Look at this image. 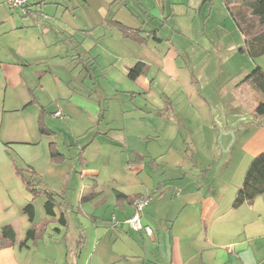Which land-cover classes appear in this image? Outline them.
I'll return each mask as SVG.
<instances>
[{"label":"crops","instance_id":"obj_1","mask_svg":"<svg viewBox=\"0 0 264 264\" xmlns=\"http://www.w3.org/2000/svg\"><path fill=\"white\" fill-rule=\"evenodd\" d=\"M65 14L71 20L64 21ZM110 21L140 29L139 36H123ZM60 25L72 30L75 45L67 41L65 28L60 30ZM256 25L257 18L248 8L227 6L224 0H27L23 8H11L0 0V229L9 224L16 234L13 244L0 246V264H264V192L232 208L242 180L223 186L201 184L194 166L185 167L184 153L165 145L170 138L167 128L153 131L159 123L156 119L163 112L173 111L174 91L168 85L182 76L187 86L194 85L184 93L193 112L182 110L176 124L193 127L197 137L202 128L209 129L197 140L210 138L215 143L212 124L195 121L197 107L206 94V100L215 105L220 104L213 97L216 93L229 95L224 102L227 105L240 101L234 92L247 83L241 80L255 66L261 68L242 50L244 34ZM106 39L114 44L108 58H99L100 53L92 54L84 47L86 42L99 45ZM178 58L189 72L181 70ZM232 58L243 60L233 66ZM117 60L123 62L122 69L114 66ZM138 61L146 64V73L130 79L127 73ZM95 64L107 68L100 77L108 89L96 81L87 84L88 78L94 79L89 66ZM193 94L197 103L192 101ZM41 108L52 135L38 131ZM56 111L61 115L55 116ZM57 117L68 127L67 143L59 144L56 139L59 130L52 120ZM126 117L135 120L127 122ZM250 127L247 141L253 147L263 141L264 126L260 122ZM81 136L90 138L81 144ZM98 138L127 152L123 165L111 171L114 175L129 173L127 182L120 181L127 189L117 187L118 178H111L112 196L96 181L100 165L109 160L99 151L103 141L91 147ZM44 140L47 148L54 141L65 159L51 163L48 151L43 170L36 162L43 154L40 147ZM151 143L156 146L150 147ZM65 146L75 152L71 156L77 160L75 172L87 175L78 197L79 204H88L86 211L79 204L75 209L68 199L73 168L65 164L70 158L62 150ZM15 148L20 164L10 160L7 152ZM80 150L83 165L76 157ZM167 159H175L170 162L175 172L149 184L139 177L144 169L158 171ZM14 164L31 166L53 191L61 189L68 174L63 204L54 207V215L46 213V199L39 196L33 202L30 221L23 210L29 194L15 175ZM116 191L152 194L146 204L149 209L144 207L141 213L142 223L153 229L151 235L114 222V217L126 218L134 210V203L116 204ZM159 202L164 203L165 211ZM61 211L66 225L59 221ZM67 211L75 212L81 224L72 248L64 246ZM43 218L52 219L43 234L22 243L31 225ZM80 234L84 236L81 248L77 246Z\"/></svg>","mask_w":264,"mask_h":264},{"label":"rangeland","instance_id":"obj_2","mask_svg":"<svg viewBox=\"0 0 264 264\" xmlns=\"http://www.w3.org/2000/svg\"><path fill=\"white\" fill-rule=\"evenodd\" d=\"M77 18H81V15L76 16ZM60 20V18H58ZM64 21L71 20V17L69 14H65L63 17ZM60 23V22H59ZM60 30L64 29L65 27L63 25L59 26ZM72 30L66 29L64 31V35L67 37V41L71 40L72 46L76 44V42L71 38ZM86 49H90L92 54L100 53L99 58H108L107 52L114 50V44L111 43V39H106V41H102L99 45L90 43H85ZM75 47V51L79 50ZM188 59V58H186ZM191 61H195L196 58H189ZM243 59L241 58H232L231 59V65L237 66L242 63ZM255 61L257 64L261 66V68L264 70V56H258L255 58ZM189 64V62L187 60ZM177 63L181 66V70H184L185 72L188 71V67L185 66L184 61L181 58L177 59ZM114 66L117 68L122 69L123 62L121 60H117L114 62ZM90 72L93 74L94 79L88 78L87 84L92 85V82L96 81V85H104L108 89V85L106 81H103L100 77L101 73H104L107 71V68L99 67L97 64L90 65ZM192 69V67H191ZM182 72V71H180ZM84 74V73H83ZM179 77L178 84L176 82H171L168 85V88L172 91H174V94L172 95L171 101L173 103V111L169 112H163L162 115H160V118H157L156 121L159 119V123L154 126V132H159L162 126H165L164 128H167L168 133L170 134V138H168L165 143L166 146L170 147L173 150H176L177 152L184 153L182 158L183 163L185 164V167L190 166L197 170L196 174L199 176V181L201 184L208 186V184H213V186H223L225 183L233 182L236 179L242 180V177L244 175V172L248 166V163L250 162L251 158L253 157V154L257 151L264 150V139L262 142L257 144L256 146L252 147V144H249L247 141L249 137V131H251V124L254 123H260L263 120L262 116H257L251 113V108L253 106V100H252V89L249 86L248 83L243 84V87L240 89H236L235 95L239 96L241 99L237 103L233 101V104H225V99L229 97L227 94H214V98L217 100H220L219 105L213 104L212 101H207L206 99L209 98V96L206 94V98L203 96V98L200 101L199 108L197 107L199 116L197 114L196 118H198L195 121L201 120V124H204L203 121L212 124V127L215 130V143H212L210 138H206L205 140L198 141L197 138L201 135L205 134V131L209 130L206 128H202L200 131V134L197 137V134L193 130V127L191 126H184L180 125L179 122L176 124L177 120H180L182 118V110H184L186 113L188 111L193 112V109L191 105L188 103V97L185 96L184 93H187L189 88H194V85H186L184 80ZM106 84V85H105ZM196 87V86H195ZM100 90V87H99ZM176 91V92H175ZM219 93V92H218ZM95 95H98L97 97L101 96V94L96 90L94 92ZM195 94L192 95V101L195 100ZM203 100V101H202ZM223 102V103H221ZM194 103H197V100H195ZM104 104V102H103ZM214 105V106H213ZM202 106V107H201ZM196 107V106H195ZM185 108V109H183ZM210 111H208V109ZM127 118V117H126ZM122 120H125L122 117ZM135 119L131 120L130 117L127 118V122L134 121ZM118 121V120H116ZM53 127H55L56 130H59V135L56 137V139L59 141V144H61V141H64L65 143L68 142L70 133L68 130V127L66 124L62 121L61 117H57L56 119L52 120ZM166 123V124H165ZM158 126H161L158 128ZM203 127V126H202ZM128 128V127H127ZM162 128L161 130H163ZM156 129V131H155ZM129 131H131V128H128ZM206 131V132H207ZM212 131V130H211ZM119 132V131H116ZM128 133V132H127ZM154 135V134H153ZM169 136V135H168ZM205 136V135H204ZM208 136V133H207ZM165 137V136H162ZM90 136L82 137L81 136V144L88 141ZM103 141V143L99 144V142ZM246 143V144H245ZM95 145H100L99 151L100 154H105V156L109 157L107 164H101L99 167V174L96 176V181L98 185H105V189L107 190L111 196L113 194L112 188H114V183H112L111 178H118V184L117 187H121V189L126 190L127 186H124L125 184H120V181L127 182L129 180V173H121L119 175L112 174L111 171L115 170L117 167L123 165V161L125 160L127 156V152L125 151V148H116L115 146L105 139L98 138L91 147ZM215 144V145H214ZM156 144L151 143L150 147H154ZM213 146V147H212ZM250 149L249 152L245 150ZM211 147L213 149H211ZM18 148V147H17ZM17 148L14 150L7 149L8 154L10 155V160L15 162L16 164H20L21 160L18 158L19 151ZM42 151V155L40 156L39 160L36 162L38 164V167L40 169L44 170V167L47 164V156H48V148L47 144L42 142V145L40 147ZM63 152L66 153L67 157H70L68 160H66V165L69 167H72V174H73V181L71 182L70 188L68 189L67 195L68 199L73 203L75 209L76 206L79 204L78 197L81 190H83V186L86 183L87 175H79L75 172V167L77 165V160L75 158H71L72 155H74L75 152L71 151V148L68 146L62 147ZM92 151V148L89 149ZM122 150V151H121ZM166 160V163L160 167V169L156 172H153L152 169H144L142 172L139 173V177L145 180L146 184H149V182H152L151 180H155L158 177H167L168 174H171L175 172L174 168L172 167L171 161H175V159L172 160ZM198 170H203L199 172ZM163 173V175H162ZM161 175V176H160ZM196 176V177H198ZM125 178V179H124ZM52 183V182H51ZM106 185H110V187H106ZM151 187V186H150ZM129 189V188H128ZM88 192V191H87ZM85 195V193H84ZM88 195V194H87ZM85 195V196H87ZM90 195V194H89ZM159 198H155V200H158ZM167 200V199H165ZM40 202H42V199H40ZM165 202V201H164ZM81 205L80 208L84 211L88 209V204L85 202L79 204ZM159 206L162 207L165 211L164 203L159 202ZM149 209L145 205V209ZM149 211V210H147ZM68 217V228H67V235L64 241V246L72 248L75 245V240L77 238V226H81L80 222L77 220L76 213H71L70 211H67L66 213ZM160 224V223H159ZM159 229V227H158Z\"/></svg>","mask_w":264,"mask_h":264},{"label":"trees","instance_id":"obj_3","mask_svg":"<svg viewBox=\"0 0 264 264\" xmlns=\"http://www.w3.org/2000/svg\"><path fill=\"white\" fill-rule=\"evenodd\" d=\"M225 4H238L246 7L250 10L251 14L257 18V25L254 29L244 34V47L242 50L246 51L251 58L258 56H264V0H224ZM27 6V5H26ZM24 6V7H26ZM110 23L116 27L123 36L129 38H135L139 36L140 29H131L124 24L117 21H110ZM145 38V37H144ZM147 66L141 61L133 64L127 76L130 79H135L139 75L146 73ZM241 82H247L253 92V106L252 113L257 116H262V125L264 126V70L259 66H255L242 80ZM45 112L41 108L37 118L38 131L42 135H52L53 132L49 130L44 122ZM49 161L51 163H60L65 159V156L59 151L57 144L54 141L49 142ZM79 164L83 165L84 157L83 152L76 155ZM14 173L23 182L26 191L29 194V198L24 205V212L28 215L30 221L34 217V205L33 202L39 196L45 197V210L48 215H54V207H60L63 204L62 199L67 188L68 174L62 181V186L59 191H53L47 188L37 172L31 166H18L14 164ZM264 192V150L255 154L244 172L242 183L236 189L234 197L232 199L231 207L236 208L245 201H250L256 196ZM152 194L140 195H126L119 191L115 193V201L117 205H121L123 202L134 203L140 198H151ZM61 200V201H60ZM52 222L51 218H43L27 230L25 238L22 243L28 240L38 239L44 232L45 227ZM59 221L63 225H66V218L61 211L59 214ZM16 241V234L12 226L5 224L0 229V246L13 244ZM84 243V236L79 235L77 240V246L81 248Z\"/></svg>","mask_w":264,"mask_h":264},{"label":"built area","instance_id":"obj_4","mask_svg":"<svg viewBox=\"0 0 264 264\" xmlns=\"http://www.w3.org/2000/svg\"><path fill=\"white\" fill-rule=\"evenodd\" d=\"M7 5L11 8H23L24 6L27 5V0H5ZM55 116L61 115L60 111H56L54 113ZM149 198L144 197L137 199L134 202V210L133 213L126 217V218H121V217H114V222H123L126 223L130 228L134 230H143L146 234L151 235L153 229L149 225H145L141 221V213L145 207V205L148 203Z\"/></svg>","mask_w":264,"mask_h":264}]
</instances>
